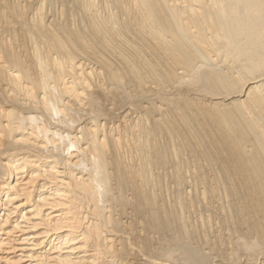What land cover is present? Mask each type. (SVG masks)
Segmentation results:
<instances>
[{
  "label": "bare ground",
  "instance_id": "1",
  "mask_svg": "<svg viewBox=\"0 0 264 264\" xmlns=\"http://www.w3.org/2000/svg\"><path fill=\"white\" fill-rule=\"evenodd\" d=\"M0 264H264V0H0Z\"/></svg>",
  "mask_w": 264,
  "mask_h": 264
},
{
  "label": "rangeland",
  "instance_id": "2",
  "mask_svg": "<svg viewBox=\"0 0 264 264\" xmlns=\"http://www.w3.org/2000/svg\"><path fill=\"white\" fill-rule=\"evenodd\" d=\"M184 118L186 120H189L191 122V124L193 125L194 129L197 130V132H201V129L200 128L203 129L204 127H207V128L210 129V127H211L208 124H206L205 122H202L201 120H198L197 118L191 117L188 114V110H185V117ZM211 147H212V145H211ZM163 179H164V181L169 182V178L167 177L166 174H163ZM196 213L191 214L192 219H194L196 217V215L199 216V214H201V211L197 209L196 210Z\"/></svg>",
  "mask_w": 264,
  "mask_h": 264
}]
</instances>
